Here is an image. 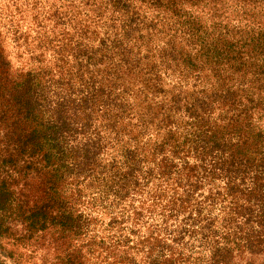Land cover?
Here are the masks:
<instances>
[{"label": "trees", "instance_id": "16d2710c", "mask_svg": "<svg viewBox=\"0 0 264 264\" xmlns=\"http://www.w3.org/2000/svg\"><path fill=\"white\" fill-rule=\"evenodd\" d=\"M0 264H264V0H0Z\"/></svg>", "mask_w": 264, "mask_h": 264}, {"label": "rangeland", "instance_id": "374dc122", "mask_svg": "<svg viewBox=\"0 0 264 264\" xmlns=\"http://www.w3.org/2000/svg\"><path fill=\"white\" fill-rule=\"evenodd\" d=\"M25 23V21H24V19H21L20 21H19V24H20V31L22 30V31H24L27 27H28V22L26 23V24H24ZM9 28V26H7V27H2V30L5 32L7 29ZM9 35V34H8ZM15 43L12 41V39L10 38V36H7L6 37V45L8 46V48L10 49V50H13V45H14ZM7 261H9V260H7ZM11 263V262H10Z\"/></svg>", "mask_w": 264, "mask_h": 264}]
</instances>
